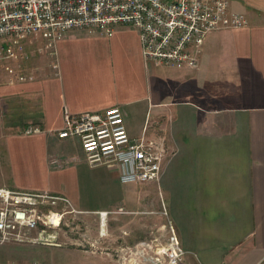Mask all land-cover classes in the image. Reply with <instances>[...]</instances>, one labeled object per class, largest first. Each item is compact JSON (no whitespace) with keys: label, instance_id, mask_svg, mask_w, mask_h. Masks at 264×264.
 Wrapping results in <instances>:
<instances>
[{"label":"crops","instance_id":"obj_1","mask_svg":"<svg viewBox=\"0 0 264 264\" xmlns=\"http://www.w3.org/2000/svg\"><path fill=\"white\" fill-rule=\"evenodd\" d=\"M229 3L247 26L206 35L194 69L146 62L125 26L70 31L57 43L59 75L0 82V188L65 197L105 231L165 237L170 221L182 264H264V0ZM113 106L130 138L164 144L158 181L123 182L116 164L90 167L78 138L57 136L64 109ZM28 125L43 132L24 135ZM59 247L3 243L0 264H50Z\"/></svg>","mask_w":264,"mask_h":264},{"label":"built area","instance_id":"obj_2","mask_svg":"<svg viewBox=\"0 0 264 264\" xmlns=\"http://www.w3.org/2000/svg\"><path fill=\"white\" fill-rule=\"evenodd\" d=\"M125 26L136 30L146 62L194 69L209 32L246 27L247 18L232 12L229 0H0V61L8 63L3 66L7 84L33 82L44 76L43 70L59 75L57 43L70 31L106 36ZM30 46L42 55L46 69L19 70ZM42 132L34 125L22 131ZM56 134L78 138L90 167L116 164L123 182L159 180L164 144L144 135L130 138L118 106L76 117L64 109ZM60 205L74 212L65 197L0 188V244L55 245L64 215L56 210ZM167 230L166 246L156 254H163L166 264H182L185 252L170 221Z\"/></svg>","mask_w":264,"mask_h":264},{"label":"rangeland","instance_id":"obj_3","mask_svg":"<svg viewBox=\"0 0 264 264\" xmlns=\"http://www.w3.org/2000/svg\"><path fill=\"white\" fill-rule=\"evenodd\" d=\"M223 31L231 30L212 31L207 35ZM34 50V46L29 47L27 58L18 67L21 72L36 67L46 69L44 58ZM4 64L8 63L0 61V82L5 85L9 77L3 71ZM5 167L0 148V184L8 175ZM56 210L64 215L55 231L58 235L56 244H60V247L51 252L50 264H166L165 256L156 253L166 246L167 235L164 237L157 231H104L102 235L100 225L89 217L74 213L62 205ZM156 258L159 260L156 261Z\"/></svg>","mask_w":264,"mask_h":264},{"label":"bare ground","instance_id":"obj_4","mask_svg":"<svg viewBox=\"0 0 264 264\" xmlns=\"http://www.w3.org/2000/svg\"><path fill=\"white\" fill-rule=\"evenodd\" d=\"M102 226V225H101ZM104 227H102V229H101V234L103 235L104 234Z\"/></svg>","mask_w":264,"mask_h":264}]
</instances>
